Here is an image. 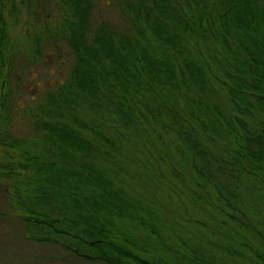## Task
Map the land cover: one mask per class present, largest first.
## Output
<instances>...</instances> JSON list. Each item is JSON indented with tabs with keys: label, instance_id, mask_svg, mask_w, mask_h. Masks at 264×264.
Here are the masks:
<instances>
[{
	"label": "trees",
	"instance_id": "16d2710c",
	"mask_svg": "<svg viewBox=\"0 0 264 264\" xmlns=\"http://www.w3.org/2000/svg\"><path fill=\"white\" fill-rule=\"evenodd\" d=\"M58 2L64 11L60 37L76 65L54 93L44 95L40 115H30L46 137L29 145L20 141L27 145L19 147L9 128L13 94L8 82L0 85V111H7L0 112V146L20 157L0 164V220L23 225L17 228L21 238L79 242L73 250L87 248L78 255L93 264H194L179 249L165 248L173 230L124 188L128 173L121 152L138 141L137 149L150 156V163L137 158L143 169L156 162L165 178L188 177L186 191L177 189V205L204 216L198 237L208 238L216 227L223 243L237 238L224 245L238 253L240 232L247 230L258 236L254 255L256 264H264V221L257 220L264 215V0H119L113 9L129 32L101 21L89 38L92 0ZM43 36L32 39L28 62L42 57ZM8 45L0 18V73L6 70L7 79L14 73L5 58ZM21 99L14 104L18 109ZM165 124L175 127L174 140L162 131ZM130 229L141 230L143 238ZM2 233L4 244L18 238ZM150 235L165 255L149 252L143 242Z\"/></svg>",
	"mask_w": 264,
	"mask_h": 264
},
{
	"label": "rangeland",
	"instance_id": "374dc122",
	"mask_svg": "<svg viewBox=\"0 0 264 264\" xmlns=\"http://www.w3.org/2000/svg\"><path fill=\"white\" fill-rule=\"evenodd\" d=\"M56 1L0 0V18L7 27L9 38L5 58H11L12 68L14 69V73H11L8 79L6 70L0 73V85L2 88L5 82H8L13 94V99L9 101V105L11 106L8 113L11 125L9 128L14 140L16 139V142H18L19 147L22 149L26 147L27 143L20 144V141H29V145L32 142H38L39 138L46 137L47 131L44 129L38 130L33 126L30 115H40L38 113V106L43 107L45 105L44 95L48 92L54 93L61 82L66 81L71 68L76 65L75 56L69 51L67 44L60 37L61 32L59 29L63 23L64 11L59 7L60 2ZM117 2L119 3V0H92L94 5L88 18L89 29L86 31L88 38L95 32L101 21L105 22L108 26H117L123 33L127 34L129 32L127 24L122 22L117 10L113 9L117 7ZM122 9L124 15L129 14L125 6ZM70 26L71 28L77 26L73 18L71 19ZM63 29L66 30V27H63ZM40 33L44 35L39 45L42 50V57L38 58L36 63H33L34 61L28 62L26 54L30 53L29 46L31 41ZM31 84L34 86L33 89L30 87ZM215 86L220 91L224 89L220 85V82H216ZM1 92L0 89V95ZM20 97L22 98L20 104L23 107L18 109L14 104H16L17 99ZM0 112H3L5 115L7 111L4 109ZM86 114L90 116L91 112L86 111ZM232 115L235 116L234 113ZM70 125L79 132L84 133L82 126L75 123ZM171 128L170 125L165 124L162 131L171 135L173 137L171 140H174L177 131L173 127V132L169 134L168 130ZM137 147L138 141H133L129 145H126L124 151L121 152V161H124L125 171L128 173V177L125 176L124 178V188L130 190V194L135 201H140L138 204L149 205L152 214L165 222L163 226L166 229H171V232L173 230L172 233L175 234V237L165 238L164 242L167 244L165 248H168L169 244L173 246V250L179 249L188 259L195 260L193 261L194 264H237L235 262L236 258H240V262L244 259H250L246 264H256L257 259L254 252L259 250V245L256 242L258 236L247 233V230L240 232L241 248L238 253L232 250L229 245L228 247L224 245L225 243L234 245L233 240L237 241V238H234L231 243L225 238L226 241L223 243L224 238H220V231L216 227L208 231V238L198 237L196 235L198 234L197 230L203 232V226L197 222H202L199 219L204 218V216L194 209L177 205L179 204L177 189L181 188L186 191L189 185L187 181L188 177L172 176L174 170L169 169L172 177H169V179L165 178L161 175V167L159 168L156 162H152L153 167L147 165L143 169L136 162L137 158L144 162V159L148 161L150 156L148 152L140 148L137 149ZM156 149L157 151H161L162 148L158 146ZM12 160L15 162L20 161L17 152L0 146V164L2 162L12 163ZM14 164L17 165L18 163ZM27 173V171L23 172V174ZM187 216L195 218L192 221H196V223L192 225L191 219L188 220ZM206 220L210 224L214 223L212 219ZM257 220L263 222L264 215L261 218H257ZM22 226L21 224L16 226L14 220H0V261L2 264H93L84 261L83 257L78 255L88 253L89 250L87 248L84 251H81L78 247L76 250H73L75 249L72 248V246L75 247L73 244L81 246L79 242L69 241L67 243L57 238L55 241L49 243H40L36 240L38 238H21L22 233L17 232V228L21 230ZM164 227L161 226L158 229L165 234V237H170L167 235L169 231L164 229ZM5 230L15 233V236L18 237L8 238V245L7 243L4 244L5 236L2 231ZM130 230L135 233L134 237L143 238L140 235L142 233L141 230L137 232L134 229ZM212 231L215 232L216 238L212 237ZM191 232L194 234L192 235L193 238H190ZM176 235L180 237L176 238ZM187 238L194 240L193 243L184 245ZM157 239L151 236V238L147 237L146 242H143L146 247L150 246L149 252L155 257L166 254V251L160 247L161 245L157 244ZM79 241L83 242L82 239ZM116 241L120 242L121 240L117 239ZM65 243L69 244L70 247ZM196 243L201 248H206L213 253L216 260L211 261V254L206 253L204 249H200L196 246ZM24 257L28 258V262L30 263L22 260ZM219 258L222 262H220Z\"/></svg>",
	"mask_w": 264,
	"mask_h": 264
}]
</instances>
